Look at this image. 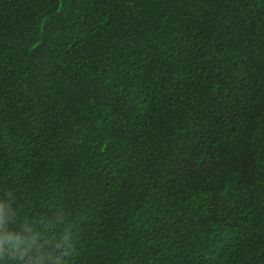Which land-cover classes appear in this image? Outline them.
<instances>
[{
	"label": "trees",
	"instance_id": "trees-1",
	"mask_svg": "<svg viewBox=\"0 0 264 264\" xmlns=\"http://www.w3.org/2000/svg\"><path fill=\"white\" fill-rule=\"evenodd\" d=\"M0 264H264V0H0Z\"/></svg>",
	"mask_w": 264,
	"mask_h": 264
}]
</instances>
